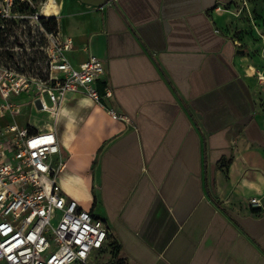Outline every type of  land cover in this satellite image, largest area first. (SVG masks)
Here are the masks:
<instances>
[{
	"label": "crops",
	"instance_id": "obj_1",
	"mask_svg": "<svg viewBox=\"0 0 264 264\" xmlns=\"http://www.w3.org/2000/svg\"><path fill=\"white\" fill-rule=\"evenodd\" d=\"M232 2L57 0L45 21L73 39L74 66L104 62L94 86L110 87L130 122L83 90L65 94L56 118L24 92L15 120L3 119L18 124L30 107L42 125L21 128L56 129L63 193L132 264H264V33L236 37ZM1 32L5 60L44 70L43 32Z\"/></svg>",
	"mask_w": 264,
	"mask_h": 264
},
{
	"label": "built area",
	"instance_id": "obj_2",
	"mask_svg": "<svg viewBox=\"0 0 264 264\" xmlns=\"http://www.w3.org/2000/svg\"><path fill=\"white\" fill-rule=\"evenodd\" d=\"M57 0H0V29L43 32L46 76L22 71L24 65L5 62L0 48V120H15L22 108L16 97L35 91L41 111L58 115L68 91L83 90L115 120L130 122L111 106L112 89L100 93L95 82L105 74L102 60L91 56L79 67L69 53L70 36L46 31L44 9ZM220 9V6H217ZM41 40V38H40ZM264 85V75L258 74ZM47 93L51 104L44 94ZM65 158L54 127L31 132L15 121L0 127V264H99L109 249L110 228L100 218L66 196L59 183Z\"/></svg>",
	"mask_w": 264,
	"mask_h": 264
},
{
	"label": "rangeland",
	"instance_id": "obj_3",
	"mask_svg": "<svg viewBox=\"0 0 264 264\" xmlns=\"http://www.w3.org/2000/svg\"><path fill=\"white\" fill-rule=\"evenodd\" d=\"M232 4L234 5V8L232 9L233 12L237 16L238 25L236 28H233L231 32L234 33L236 37H242L243 34L250 35L252 38L257 39L255 34L258 35L259 31L261 33H264V0H233ZM259 36V35H258ZM5 38V35L3 33H0V44L1 40ZM45 38L43 40L44 46L45 44ZM14 46L16 48H20V39L18 37H15L12 40ZM2 46V45H1ZM5 51H3L4 54ZM21 55V53H19ZM34 55V54H33ZM44 51L43 54H38L39 58H44ZM19 57V56H18ZM21 64V63H19ZM40 65H35L33 68L29 69V71H32L33 73H37L39 71L38 67ZM40 68V67H39ZM45 72L43 69H40V71ZM44 97L48 104H51L49 96L47 93L44 94ZM25 101H28V98L25 99ZM264 106V101H263ZM30 107H25L22 114H20L16 121L20 126H27L28 124L34 125V126H40L43 122V115L38 112H34V114L30 117ZM7 122H4L3 120H0V126L5 125ZM112 245L110 248L106 251L105 255L101 256L99 259V264H132L127 258L121 254L120 251H118V254H115V249L117 246V242L115 240L112 241Z\"/></svg>",
	"mask_w": 264,
	"mask_h": 264
},
{
	"label": "trees",
	"instance_id": "obj_4",
	"mask_svg": "<svg viewBox=\"0 0 264 264\" xmlns=\"http://www.w3.org/2000/svg\"><path fill=\"white\" fill-rule=\"evenodd\" d=\"M42 25H43V27H44L47 31H54V30H56L57 27H58V22H57V20L53 19V20L50 21V23H47V22L45 21V19L43 18V19H42ZM0 31H1V29H0ZM4 31H6L5 33H6V35H7V34H8L7 31H10V26H8V28H7L6 30H4ZM1 33H2V32H1ZM3 34H4V33H3ZM6 39H7V38H6V36H5V38L2 39V40L4 41V40H6ZM1 56H2L3 60H5V58L3 57L2 51H1ZM11 58H12L11 61H13L14 63H18V61L15 59L14 56L11 57ZM11 61H10L9 59H8V60H5V62H11ZM11 63H12V62H11ZM23 65H24V67L22 68V71L32 72V71H29V69L33 68V67L31 66V64L28 65V63H23ZM38 69H39V72L36 73V74L39 75L40 77H43V78H44V77L46 76L45 72H42V70L40 71V69H42V68H38ZM112 241H113V240L111 239L110 244H109V248H110V246L113 244ZM118 251H120V246L117 244L116 249H115V254H118ZM120 252H121V251H120Z\"/></svg>",
	"mask_w": 264,
	"mask_h": 264
},
{
	"label": "bare ground",
	"instance_id": "obj_5",
	"mask_svg": "<svg viewBox=\"0 0 264 264\" xmlns=\"http://www.w3.org/2000/svg\"><path fill=\"white\" fill-rule=\"evenodd\" d=\"M54 7H57V6H54ZM53 7V8H54ZM53 8H50L49 6H47V7H45V9H44V14L45 15H47V16H52V15H55L56 16V14H52V10H53ZM264 75V74H263Z\"/></svg>",
	"mask_w": 264,
	"mask_h": 264
}]
</instances>
